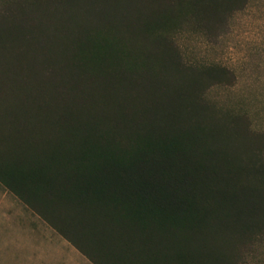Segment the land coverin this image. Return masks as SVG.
<instances>
[{
    "label": "trees",
    "instance_id": "16d2710c",
    "mask_svg": "<svg viewBox=\"0 0 264 264\" xmlns=\"http://www.w3.org/2000/svg\"><path fill=\"white\" fill-rule=\"evenodd\" d=\"M239 2L0 0V189L92 264H264V143L176 42Z\"/></svg>",
    "mask_w": 264,
    "mask_h": 264
},
{
    "label": "rangeland",
    "instance_id": "374dc122",
    "mask_svg": "<svg viewBox=\"0 0 264 264\" xmlns=\"http://www.w3.org/2000/svg\"><path fill=\"white\" fill-rule=\"evenodd\" d=\"M238 1V9L225 16L219 24H213L212 31L198 29L194 24L184 25V33L176 38V42L190 61L228 71L229 83L214 86L206 94L207 102L217 109L216 112L222 116L232 114L237 118V126L235 124L234 127L238 128L240 135L227 140L264 143V0ZM212 128L215 129L214 134L221 131L217 140L226 130V126L220 124ZM22 210H25L27 218H34L43 232L49 235L55 233L13 194L0 189V229L4 225L15 226V213ZM8 212L12 215L7 216ZM30 232L28 224L2 235L5 239L0 238V264H13L12 249L20 244L26 248L25 238ZM51 239L50 242H53ZM59 240L62 244L61 236ZM65 244L57 256L62 263L64 260L66 264H91L68 241L65 240Z\"/></svg>",
    "mask_w": 264,
    "mask_h": 264
},
{
    "label": "crops",
    "instance_id": "0c3cea01",
    "mask_svg": "<svg viewBox=\"0 0 264 264\" xmlns=\"http://www.w3.org/2000/svg\"><path fill=\"white\" fill-rule=\"evenodd\" d=\"M8 215H12V214L8 212L7 216ZM15 218H17V222H15V226L10 227L8 225L6 227L4 225L3 229L2 228L0 229V234H1L0 238L5 239L4 238L5 233L7 234V232L10 231L11 229L21 228L23 226L25 227L28 224L31 228V232L27 234V237L25 238V241L27 242L26 248L25 246L23 247L22 244H20L18 245L17 248L15 247L12 249V261L11 262L13 264H66L64 260L62 263L59 257L57 259V256L60 255V250L64 249V246L66 245L65 244L66 239L63 236H61L55 231H54L55 233H52L51 235L43 232L42 228L40 226H37L32 216H29V218H27L25 210L16 211ZM3 234L4 236H2ZM55 234H58L59 236L63 238L62 244H60L59 236H55ZM50 237H52L53 239H51ZM50 239L54 240L53 241L54 244H52L53 242H50ZM9 247L11 246L9 245ZM51 252L54 254V256L53 255L51 256Z\"/></svg>",
    "mask_w": 264,
    "mask_h": 264
}]
</instances>
